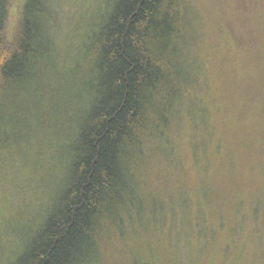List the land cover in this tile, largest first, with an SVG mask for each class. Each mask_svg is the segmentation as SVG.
I'll list each match as a JSON object with an SVG mask.
<instances>
[{"label": "trees", "instance_id": "trees-1", "mask_svg": "<svg viewBox=\"0 0 264 264\" xmlns=\"http://www.w3.org/2000/svg\"><path fill=\"white\" fill-rule=\"evenodd\" d=\"M48 2L0 0V137L27 82L50 86ZM92 49L96 94L70 148V178L19 264H148L130 240L153 239L146 220L169 217L196 191L217 223L210 244L241 203L263 224L264 0H117ZM203 54L216 88L195 74ZM200 100L222 107L227 124L204 173L168 152Z\"/></svg>", "mask_w": 264, "mask_h": 264}, {"label": "rangeland", "instance_id": "rangeland-1", "mask_svg": "<svg viewBox=\"0 0 264 264\" xmlns=\"http://www.w3.org/2000/svg\"><path fill=\"white\" fill-rule=\"evenodd\" d=\"M116 1L48 2L53 13L47 30V52L54 66L50 86L39 92L35 88L40 79L27 82L20 92L24 105L11 109L6 120L13 126L8 127L6 137H0V264H19L70 178V148L77 142L96 94L91 86L93 44ZM230 3L233 9L235 4ZM212 27L208 28L211 35ZM204 54L203 59L194 56L198 59L195 74L216 88L218 82L204 67ZM199 105L187 115L185 138L172 140L168 152L173 160L182 159L204 173L224 143L227 124L222 107L204 100ZM199 126L204 132L199 133ZM172 212L166 217L162 210L157 219L146 220L154 228L153 239L138 233L130 240L148 264H163L162 248L168 252V264H264V217L263 224L252 217L246 203L229 218L223 215L225 236L214 244H210L211 228L218 227L203 192L196 191Z\"/></svg>", "mask_w": 264, "mask_h": 264}]
</instances>
